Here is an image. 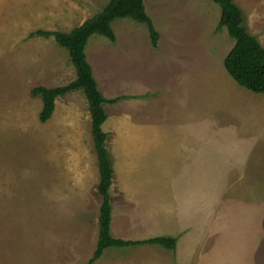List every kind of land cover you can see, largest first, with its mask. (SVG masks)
I'll return each mask as SVG.
<instances>
[{"label": "rangeland", "instance_id": "374dc122", "mask_svg": "<svg viewBox=\"0 0 264 264\" xmlns=\"http://www.w3.org/2000/svg\"><path fill=\"white\" fill-rule=\"evenodd\" d=\"M110 0H0V264H87L96 250L99 164L81 90L41 123L38 87L76 79L68 51L37 31L70 32ZM264 48V0H233ZM159 33L117 19L115 41L85 55L104 98L113 168L111 235L176 248H110L94 264H264V94L224 60L213 0H144Z\"/></svg>", "mask_w": 264, "mask_h": 264}, {"label": "trees", "instance_id": "16d2710c", "mask_svg": "<svg viewBox=\"0 0 264 264\" xmlns=\"http://www.w3.org/2000/svg\"><path fill=\"white\" fill-rule=\"evenodd\" d=\"M220 7L221 16L218 30L226 28L235 41L234 47L224 60V67L230 77L243 89L255 94H264V48L259 41L244 28L243 14L233 0H213ZM117 19H131L146 26L151 44L157 47L159 33L144 6V0H110L106 7L70 32L37 31L30 37L53 38L58 46L66 49L76 71V79L66 86L56 88L38 87L32 91L34 97H41V123L51 119L55 102L73 91H83L91 116V133L99 164L100 181L98 192L102 198L99 211V234L96 250L87 264H94L110 248H128L142 245L159 246L168 251L176 248V239L156 237L144 241H124L111 235V197L110 188L113 168L106 149L107 134L102 126L107 120L105 104H115L117 99H106L98 89V83L86 59L85 48L93 35H101L111 42L115 34L111 24Z\"/></svg>", "mask_w": 264, "mask_h": 264}]
</instances>
